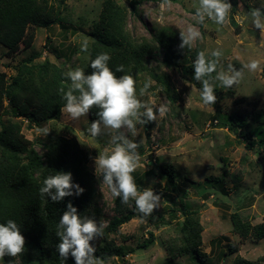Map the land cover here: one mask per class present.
Here are the masks:
<instances>
[{
	"label": "rangeland",
	"instance_id": "1",
	"mask_svg": "<svg viewBox=\"0 0 264 264\" xmlns=\"http://www.w3.org/2000/svg\"><path fill=\"white\" fill-rule=\"evenodd\" d=\"M60 1L51 0V3L60 10L62 23L46 29L35 28L29 48L21 46L10 52L0 44V72L9 79L17 76L38 80L48 66H55L64 73L69 67L79 66L86 72L95 43L92 35L104 0H67L59 5ZM132 1L115 0L125 11L128 31L140 44L147 43L150 47V54L143 63L145 69L133 71L132 75L138 89L149 79L152 81L148 94L142 99L157 106L167 105L168 112L156 122L137 125L138 136L125 132L129 139L140 143L141 165L133 173L136 183L141 191L152 187L163 194L161 207L151 216L142 217L134 201L122 204L102 183V174L96 172L94 160L106 149L110 152L113 146L107 131L97 138L89 135L92 122L88 115L72 120L67 113H62L55 120L31 128L24 121L22 133L45 163L49 146L61 138L76 140L89 154L87 170L95 178L97 195L85 216L105 225L103 236L96 240L98 244L112 243L127 254L124 258L114 257L106 264H235L239 258L264 264V237L261 240L253 235L242 238L234 232L231 222V215L237 213L253 227L264 223V151L259 146L248 149L239 136L241 130L236 133L230 126L232 116L252 121L255 111L264 110V71H246L242 84L230 89L217 82L218 100L213 106L202 104V85L193 79L194 55L204 51L210 56L217 48L223 51L221 63L225 68L232 63L239 69L243 63L258 59L264 69L260 31L251 26L250 19H239L253 7H260L261 0H229L233 6L231 22L219 31V26L207 18L204 24L197 22L194 5L198 6V0H171L170 6L164 0H135L136 15L131 10ZM189 26H194L201 36L191 49H180V31H186ZM157 36L172 45L168 56L156 41ZM86 37L89 53H81L79 42ZM30 58L33 60L28 63ZM155 76L167 78L172 88L171 98ZM65 83L70 85L71 82L65 79ZM8 118L3 115V120ZM44 126L51 129L46 137L36 132L37 127ZM253 127L251 122L250 128ZM168 163L175 168L177 190L168 186L167 179L157 169L160 164ZM39 175L37 172L36 177ZM182 207L197 218L203 228L201 255L190 252L175 262H168L167 246L181 245L184 238L186 216ZM127 209L134 210V217L115 233L107 234L109 223ZM150 232L154 236L153 245L136 249L149 239ZM132 249L135 251L130 253ZM14 264L20 263L16 260Z\"/></svg>",
	"mask_w": 264,
	"mask_h": 264
},
{
	"label": "trees",
	"instance_id": "2",
	"mask_svg": "<svg viewBox=\"0 0 264 264\" xmlns=\"http://www.w3.org/2000/svg\"><path fill=\"white\" fill-rule=\"evenodd\" d=\"M65 1L61 0L59 5ZM135 4L133 0L131 10L134 15L137 14ZM60 23V10L56 9L51 0H0V44L10 52L21 46L29 48L35 37V28L46 29ZM232 24L239 30L234 20ZM92 36L95 43L91 48L86 74L91 73V60L100 53L110 55L108 65L114 72L118 65H124L125 71L116 73L117 76L132 75L133 71L145 69L143 63L150 54V47L147 43L140 44L139 39L128 31L125 11L115 0H104ZM156 41L168 56L172 48L170 42L161 36H157ZM32 60L30 58L28 63ZM64 74L55 66H48L38 80L17 76L9 79L5 73L0 72V223H6L8 219L16 221L26 239L25 252L15 258L6 256L1 264H14L16 260L20 264H75L71 255L66 261L59 256L56 230L69 202L77 207L79 214L85 216L96 198L95 178L87 170L89 154L76 140L61 138L49 146L45 163L33 150L32 142L22 133L24 121L31 128L61 116L66 101L59 90L64 88L67 91L70 86L65 83L67 78ZM155 79L171 98L172 88L167 78L155 76ZM98 111L93 108L88 114L91 122L98 119ZM253 114L252 121L239 115L232 116L230 126L236 133L238 129L241 130L239 136L248 149L259 146L264 151V110ZM3 115L9 118L3 120ZM251 122L253 128H250ZM157 169L167 179L168 186L177 190V175L173 165L160 164ZM60 171L71 172L73 182L83 187L84 193L79 197H66L60 202L42 198L39 189L43 186V180ZM37 172L41 174L39 177H36ZM181 209L186 216L184 238L181 245L173 243L167 246L168 262H175L190 252L201 255L199 249L202 246L203 228L197 218L187 214L185 208ZM133 211L127 209L120 217L112 220L106 228L107 234L115 233L129 222L135 215ZM231 222L234 232L242 238L253 235L255 239L261 240L264 237V223L253 227L237 213L231 215ZM93 243L96 255L105 261L127 256L120 246L112 243L100 245L97 241ZM153 243L154 236L150 232L149 239L138 244L136 249H148ZM133 251L129 250L130 253ZM235 264L254 263L239 258Z\"/></svg>",
	"mask_w": 264,
	"mask_h": 264
},
{
	"label": "clouds",
	"instance_id": "3",
	"mask_svg": "<svg viewBox=\"0 0 264 264\" xmlns=\"http://www.w3.org/2000/svg\"><path fill=\"white\" fill-rule=\"evenodd\" d=\"M164 3L170 6L171 0H164ZM194 7L199 24H204L207 18L219 26V31L231 22L233 6L229 0H198V6ZM239 19H250L251 26L260 31L264 46V0H261L260 7H253ZM200 36L201 33L194 26L180 31L179 48L191 49L193 42ZM79 44L81 53H89V38H84ZM223 55L220 48L213 50L210 56L200 51L193 62V79L202 85L200 100L204 106H213L217 102V82L221 87L230 89L242 84L246 71H264L258 59L243 63L239 69L232 63H228L225 68L221 63ZM110 59L107 53L98 54L91 60L90 74H86L82 67H69L64 75L70 80V86L67 91L64 88L59 90L66 101L61 112L67 113L72 120H79L93 108L99 109L96 113L98 119L91 123L88 133L92 138H97L107 131L110 135L109 143L113 147L110 152L106 149L95 158V170L102 174V183L114 197L120 198L125 205L130 200L134 201L142 217H148L161 207V194L152 187L143 188L142 191L138 187L133 173L141 165L142 157L138 151L140 143L129 139L125 130L133 137L138 136L137 125L156 122L158 117L167 114L168 107L164 104L157 106L150 100L142 99L148 94L152 81L149 79L138 89L133 75L117 76L116 73L125 71L124 65H118L114 72L108 65ZM50 130L47 126L36 128V132L44 137ZM84 191L83 187L73 182L72 173L64 171L45 178L39 189L41 197L50 198L52 202H60L71 196L79 197ZM104 227L102 221L97 222L92 217L79 214L77 207L69 202L57 224L59 256L66 261L71 255L75 264H106L103 258L96 255L93 243L103 236ZM25 244L26 239L16 221L8 219L6 223H0V261L6 256L15 258L22 255Z\"/></svg>",
	"mask_w": 264,
	"mask_h": 264
}]
</instances>
